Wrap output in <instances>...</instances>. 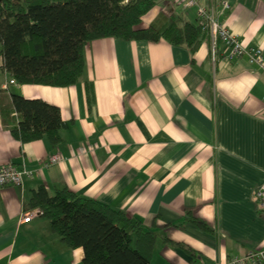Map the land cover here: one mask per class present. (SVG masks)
Returning a JSON list of instances; mask_svg holds the SVG:
<instances>
[{"label": "crops", "instance_id": "obj_1", "mask_svg": "<svg viewBox=\"0 0 264 264\" xmlns=\"http://www.w3.org/2000/svg\"><path fill=\"white\" fill-rule=\"evenodd\" d=\"M212 1L230 33L264 52V0H225L226 8ZM172 13L197 21V6L157 0L140 26L160 27ZM203 32L192 50L165 38H95L68 86L9 83L0 54V94L41 98L65 122L57 144L22 142L0 112V164L32 172L0 187V264H83L82 248L68 246L42 209L28 206L40 185L138 219L155 232L151 264H227L264 248L255 193L264 182V68Z\"/></svg>", "mask_w": 264, "mask_h": 264}, {"label": "trees", "instance_id": "obj_2", "mask_svg": "<svg viewBox=\"0 0 264 264\" xmlns=\"http://www.w3.org/2000/svg\"><path fill=\"white\" fill-rule=\"evenodd\" d=\"M156 2L0 0L2 67L19 84L68 86L81 77L83 48L95 38H165L196 48L204 32L195 22L174 13L160 27L140 26L141 17ZM0 112L10 133L22 142L42 137L53 145L60 141L65 122L54 104L18 93L0 94ZM28 206L40 207L52 230L68 246L82 248L83 264H151L155 232L123 210L67 187L50 193L43 185L32 190ZM192 221L209 229L205 222Z\"/></svg>", "mask_w": 264, "mask_h": 264}, {"label": "built area", "instance_id": "obj_3", "mask_svg": "<svg viewBox=\"0 0 264 264\" xmlns=\"http://www.w3.org/2000/svg\"><path fill=\"white\" fill-rule=\"evenodd\" d=\"M184 6H197V21L196 24L202 31L208 32L211 36L213 44L217 38H221L230 47V56L245 55L250 62H255L264 68V52L261 48L246 46L243 42L237 39L235 35L229 32L225 25L220 23L213 13V1L203 0L205 4H199L198 0H175ZM224 8L229 4L225 0H221ZM9 83L15 82L12 78ZM6 83L2 89L6 88ZM58 157L52 155L50 161H56ZM32 176V172L24 168H18L11 162H5L0 165V187L4 185H20L24 177ZM257 196V206L264 212V182H262L255 190ZM32 212H27L23 217L24 221L31 218ZM227 264H264V248L249 249L242 256L230 257L227 259Z\"/></svg>", "mask_w": 264, "mask_h": 264}]
</instances>
